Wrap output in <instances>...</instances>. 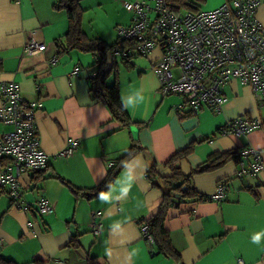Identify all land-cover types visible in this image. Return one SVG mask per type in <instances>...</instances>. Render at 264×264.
<instances>
[{
  "label": "crops",
  "instance_id": "1",
  "mask_svg": "<svg viewBox=\"0 0 264 264\" xmlns=\"http://www.w3.org/2000/svg\"><path fill=\"white\" fill-rule=\"evenodd\" d=\"M59 1L0 0V81L14 80L25 98L41 101L35 124L40 148L47 155L45 168L21 175V202L28 209L16 206L0 191V255L16 264H239V259L242 264H264V247L250 242L253 232L264 231V178L236 176L233 159L190 179L202 197L226 182L223 201L194 196L168 209L164 227L179 259L151 253L140 232V224L158 212L166 190L161 179L148 178L150 166L161 175L170 174L165 162L188 146L190 152L178 162L184 174L210 156L247 144L264 157V100L249 85L230 79L221 87L227 98L221 110L202 107L194 114L188 107L179 108L180 94L159 92L152 70L162 55L159 47L148 56L126 47L108 62L103 83H116L120 96L142 89L149 99L125 110L129 123L122 126L92 90L90 73L100 65V53L67 48L68 16ZM124 1L77 0L83 33L114 44L116 27L132 22ZM225 1L232 0H205L201 7L211 9ZM256 16L264 25V4ZM30 40L44 43L45 49L26 53L24 46ZM238 116L258 118L262 125L246 136L223 134L222 126ZM7 129L0 122V134ZM72 139L79 140L76 150L58 155ZM134 141L141 149L124 162L136 177L128 196H120V185L114 192L120 198L110 203H102L99 193L88 195ZM124 172L122 164L113 182L122 180ZM42 197L52 205L51 214L37 211ZM94 210L103 215L98 235L89 227ZM117 222L121 228L111 231Z\"/></svg>",
  "mask_w": 264,
  "mask_h": 264
},
{
  "label": "built area",
  "instance_id": "2",
  "mask_svg": "<svg viewBox=\"0 0 264 264\" xmlns=\"http://www.w3.org/2000/svg\"><path fill=\"white\" fill-rule=\"evenodd\" d=\"M262 4L264 0H232L211 9L175 12L168 0H125L123 6L132 14V22L118 25L116 34L119 39L134 42V54L148 56L154 48L161 49L162 55L152 64V70L162 96L180 94L183 102L179 108L188 107L194 114L202 107L221 110L227 101L221 87L230 79L249 85L255 96L264 100V25L256 16ZM44 49L45 44L35 40L24 46L26 53ZM77 71L78 68L72 74ZM41 108V101L23 96L16 81H0V122L8 127L0 134V191L22 209H28V205L21 202V175L47 165L35 124V112ZM261 125L258 118L238 116L227 121L221 132L246 136ZM78 146V139L68 140L58 155L69 156ZM236 163V176L264 178V157L250 144L238 150ZM261 182L264 194V180ZM227 186L219 182L207 199L223 201ZM36 206L41 215L53 212L44 197ZM102 216L101 210L91 212L89 227L94 235L102 230ZM140 232L153 253L154 238L146 221L140 224ZM238 263L243 262L239 259Z\"/></svg>",
  "mask_w": 264,
  "mask_h": 264
},
{
  "label": "trees",
  "instance_id": "3",
  "mask_svg": "<svg viewBox=\"0 0 264 264\" xmlns=\"http://www.w3.org/2000/svg\"><path fill=\"white\" fill-rule=\"evenodd\" d=\"M171 8L175 12L184 10H198L205 0H168ZM59 7L64 8L67 12L69 27L65 35L67 40V48H78L83 51L99 52L101 55L100 65L96 70H92L95 76L92 77V90L96 98L103 101L110 109L111 115L114 119L120 122L122 126H127L129 123L126 111L122 108L120 102L119 90L116 83L107 86L103 83V76L105 75L108 62L112 61L115 52L124 53L125 48H133L134 42L119 39L112 45H106L99 38L87 37L82 29L80 23L81 10L78 6L77 0H60ZM125 56L122 54V58ZM141 149L137 141H134L128 151L120 157L116 163L111 166L104 177V179L95 187L89 189L88 195L100 193L106 189V185L113 182L122 164L131 158L137 151ZM191 150V146L182 150L176 151L168 160L165 165L170 169V174L161 175L155 166L148 168V178L161 179L165 185L166 190L162 194V201L158 212L146 222L149 224L151 234L154 240L155 253L162 252L168 257L179 259V253L173 247L170 236L164 227V221L167 211L170 207L177 206L179 201L185 200L190 197L197 196L198 199H207V197L198 196L197 191L191 184V177L195 173L208 171L224 163L228 159L237 160L238 151H228L219 155L208 157L203 163L191 169L190 173L184 174L179 166V161L184 158ZM185 186V189L183 187ZM179 197H176V195ZM153 252V253H154ZM0 264H16L15 262L5 259L0 255Z\"/></svg>",
  "mask_w": 264,
  "mask_h": 264
},
{
  "label": "clouds",
  "instance_id": "4",
  "mask_svg": "<svg viewBox=\"0 0 264 264\" xmlns=\"http://www.w3.org/2000/svg\"><path fill=\"white\" fill-rule=\"evenodd\" d=\"M148 96L144 94L142 89L130 90L127 95L121 94L120 102L124 110L134 109L137 105L147 104ZM125 172L123 179H118L115 182H110L106 185L107 190H102L98 195L102 203H110L113 199H119V196H114L117 185H120V196H128L131 188L136 182V177L133 175V169L129 168L128 163H124ZM146 170V166H145ZM121 228L119 222L113 223L110 226L111 231ZM250 242L258 247H264V231L253 232L250 236Z\"/></svg>",
  "mask_w": 264,
  "mask_h": 264
},
{
  "label": "water",
  "instance_id": "5",
  "mask_svg": "<svg viewBox=\"0 0 264 264\" xmlns=\"http://www.w3.org/2000/svg\"><path fill=\"white\" fill-rule=\"evenodd\" d=\"M132 131L134 132V137H136V132H137L136 127H133ZM183 189H185V186L183 187ZM176 197H179V195L177 194Z\"/></svg>",
  "mask_w": 264,
  "mask_h": 264
},
{
  "label": "rangeland",
  "instance_id": "6",
  "mask_svg": "<svg viewBox=\"0 0 264 264\" xmlns=\"http://www.w3.org/2000/svg\"><path fill=\"white\" fill-rule=\"evenodd\" d=\"M202 9H207V8H204V7H201Z\"/></svg>",
  "mask_w": 264,
  "mask_h": 264
}]
</instances>
